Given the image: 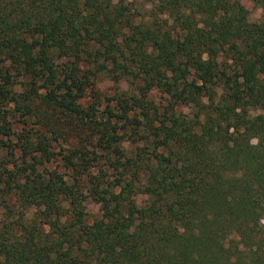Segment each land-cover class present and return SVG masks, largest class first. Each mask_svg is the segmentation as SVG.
Returning a JSON list of instances; mask_svg holds the SVG:
<instances>
[{
	"label": "trees",
	"instance_id": "trees-1",
	"mask_svg": "<svg viewBox=\"0 0 264 264\" xmlns=\"http://www.w3.org/2000/svg\"><path fill=\"white\" fill-rule=\"evenodd\" d=\"M144 1L0 0V264H264V0Z\"/></svg>",
	"mask_w": 264,
	"mask_h": 264
},
{
	"label": "rangeland",
	"instance_id": "rangeland-1",
	"mask_svg": "<svg viewBox=\"0 0 264 264\" xmlns=\"http://www.w3.org/2000/svg\"><path fill=\"white\" fill-rule=\"evenodd\" d=\"M126 2H131L132 6L135 8V10L142 12L149 8V4L145 2L144 0H125ZM242 4L249 12V21L250 22H257L260 20L261 17V10L257 8L255 5H253L252 2L243 0ZM126 85L122 84L121 88L125 89ZM115 85L110 82L105 76H99L96 84V89L101 94V97L104 96H113L115 92ZM136 197H138V200H143V196L138 192L136 194ZM85 211H87L88 216L91 218L96 217L99 215V204L95 202H87L85 204ZM262 223L264 224V219L262 220Z\"/></svg>",
	"mask_w": 264,
	"mask_h": 264
}]
</instances>
